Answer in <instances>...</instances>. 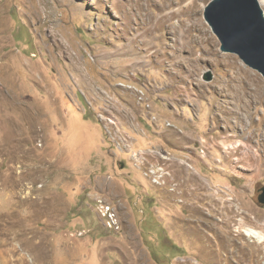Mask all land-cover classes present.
<instances>
[{"label": "rangeland", "instance_id": "1", "mask_svg": "<svg viewBox=\"0 0 264 264\" xmlns=\"http://www.w3.org/2000/svg\"><path fill=\"white\" fill-rule=\"evenodd\" d=\"M135 1L0 0V264H264L235 231L264 230V167L230 149L264 76L221 51L212 0L143 1V36Z\"/></svg>", "mask_w": 264, "mask_h": 264}, {"label": "water", "instance_id": "2", "mask_svg": "<svg viewBox=\"0 0 264 264\" xmlns=\"http://www.w3.org/2000/svg\"><path fill=\"white\" fill-rule=\"evenodd\" d=\"M205 19L221 42V51L235 53L264 76V13L257 0H212ZM208 72L204 80L211 81ZM264 206V186L258 189Z\"/></svg>", "mask_w": 264, "mask_h": 264}, {"label": "bare ground", "instance_id": "3", "mask_svg": "<svg viewBox=\"0 0 264 264\" xmlns=\"http://www.w3.org/2000/svg\"><path fill=\"white\" fill-rule=\"evenodd\" d=\"M143 1H145L147 3H148V1L150 2V0H136L135 1L136 2L135 3L136 13L138 12L139 14H141V16L143 18H145L147 16L146 19H143V21L146 24L143 27H141V28H143V30H145L141 34V36L149 33L150 31H153L154 28L157 29L159 27H162V23H161L162 21H154L151 18V16L148 14L147 8L145 7V4L142 3ZM257 2H258V5L260 6V8L261 9L263 8L262 10H264V0H257ZM174 3L177 5H180V7L172 12L173 15H183L184 13H192L194 11H196L198 14L199 9H200L199 7L201 6L200 3L195 4V2H192L191 4L188 3L187 5H184L185 0H162L160 5H161L162 9H165V8H169ZM198 5H200V6H198ZM263 13H264V11H263ZM183 26L187 27L184 34L181 32V29H179V31L176 32L177 33V42L178 41L181 42V44H180V46H182L181 49H184L188 45V43L185 42L186 38H197L199 40L200 35L205 36L208 34V32L205 30L204 25L200 19L194 20L191 24H188V25L185 24ZM194 27H199V34L200 35L197 34V35L191 36V31L193 30ZM186 35H190V37L189 36L186 37ZM263 88H260L257 90V93L259 96L263 95V93H264ZM242 98H244L243 95H242ZM248 104H249V101H247V102L245 101V106H248ZM225 113H227V112H225ZM247 118L250 119V121L254 120L253 114L247 115ZM245 135H246V141H244V138H242V140L238 141L236 146L231 144L230 149H232L233 152L234 151L239 152L241 150H244V152H242L243 156L239 158L240 162H242L244 164L250 163L251 165L256 166L257 168L258 167H264V116H262L261 119L258 121V123L255 125H253L251 122L249 125V128L247 130H245ZM241 137H244V136H241ZM225 142H226V140H225ZM255 170L257 171V169H255ZM111 210L112 209L109 208V214L111 213L110 212ZM245 221H248L247 216H246L244 221H240L237 224V226H235L237 228L235 231L239 232V233H243L247 237L254 238L256 241V247L258 249L263 247V245H264V230H263V232H261V231L259 232V231H256L254 229H251L249 227L242 228L244 226ZM232 229H234V228H232ZM231 235H232V233H231ZM227 237H228V234H227ZM230 242H234V240L230 241Z\"/></svg>", "mask_w": 264, "mask_h": 264}, {"label": "built area", "instance_id": "4", "mask_svg": "<svg viewBox=\"0 0 264 264\" xmlns=\"http://www.w3.org/2000/svg\"><path fill=\"white\" fill-rule=\"evenodd\" d=\"M98 204L99 209H101V215L103 217V220L105 221L107 228L118 231L120 229V225H118L117 217L109 216V208L113 207L108 204H105L102 200H99Z\"/></svg>", "mask_w": 264, "mask_h": 264}, {"label": "crops", "instance_id": "5", "mask_svg": "<svg viewBox=\"0 0 264 264\" xmlns=\"http://www.w3.org/2000/svg\"><path fill=\"white\" fill-rule=\"evenodd\" d=\"M172 134H173V133H171V134H170V136H171ZM138 142H139V140H138ZM139 143H140V142H139ZM172 164H173V163H172ZM174 166H176V167H177V164H175V163H174ZM178 167H179V166H178Z\"/></svg>", "mask_w": 264, "mask_h": 264}, {"label": "flooded vegetation", "instance_id": "6", "mask_svg": "<svg viewBox=\"0 0 264 264\" xmlns=\"http://www.w3.org/2000/svg\"><path fill=\"white\" fill-rule=\"evenodd\" d=\"M259 195V194H258Z\"/></svg>", "mask_w": 264, "mask_h": 264}]
</instances>
